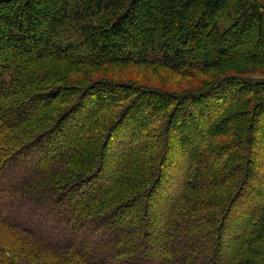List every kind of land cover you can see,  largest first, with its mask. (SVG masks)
I'll return each mask as SVG.
<instances>
[{"label": "trees", "instance_id": "16d2710c", "mask_svg": "<svg viewBox=\"0 0 264 264\" xmlns=\"http://www.w3.org/2000/svg\"><path fill=\"white\" fill-rule=\"evenodd\" d=\"M255 74L264 0H0V264H264Z\"/></svg>", "mask_w": 264, "mask_h": 264}, {"label": "rangeland", "instance_id": "374dc122", "mask_svg": "<svg viewBox=\"0 0 264 264\" xmlns=\"http://www.w3.org/2000/svg\"><path fill=\"white\" fill-rule=\"evenodd\" d=\"M212 38V37H211ZM214 38H212L211 39V42L213 41L214 42ZM206 43H209V42H206ZM210 45V44H209ZM242 46L244 47V57H247V58H249V56L250 55H255V54H260L259 52H258V45L256 44V42H255V40H251V39H247V38H244V41H243V44H242ZM241 47V46H240ZM235 48H238V47H235ZM230 49H234V46H230ZM9 53L10 54H12V51L10 50L9 51ZM199 54H207V55H213V51H212V49L210 50V49H206L205 48V46H203V48L200 50V52H199ZM198 54V55H199ZM221 61L223 62V64L222 65H226V64H224V63H227V62H229V61H227V60H222L221 59ZM233 61V60H232ZM228 64V63H227ZM256 76H261V77H264V74H255ZM57 95H58V93H57ZM146 98V97H145ZM182 106H184L185 107V105H182ZM187 107H189V104H187ZM65 108L63 107V110H64ZM147 110V108L145 107V109L144 108H142V112H145V111ZM141 115H143V114H141ZM181 116V115H180ZM182 119H181V123H184L182 126H183V128L184 127H186V129L187 128H189V124H191V125H193V121L192 120H189V118L188 117H186V116H184V117H181ZM260 120L258 121L259 123H261L262 125H264V117L262 116V117H260L259 118ZM138 122V121H137ZM136 122V123H137ZM180 122H178L179 124H180ZM189 123V124H188ZM186 124H188V125H186ZM134 125H135V123H134ZM59 129V127L56 129V131ZM27 131H31V129H29V128H27ZM3 133V132H2ZM20 133V135L22 134V131H20L19 132ZM186 133V132H185ZM12 134H13V132L11 131V132H9L8 134H4L3 133V135H4V138H2V139H0V140H2V141H4V142H6V144L7 145H10L11 143H15L17 140H15V138L12 136ZM6 135V136H5ZM114 135V134H113ZM61 137V134L59 133H55V137H53L52 139H53V142H52V144L53 145H58V144H60L61 143V141H62V138H60ZM51 138V136L50 135H47L46 133H44L43 135H42V139H43V141L45 142V144H46V142H48V140ZM261 138H263V135L261 134ZM47 140V141H46ZM61 140V141H60ZM13 141V142H12ZM22 143H24L23 141H22ZM111 144V141L109 142V145ZM262 144V143H261ZM260 144V145H261ZM1 145V144H0ZM25 145H27V142L22 146V147H20L16 152V155H15V157L17 156V158H19L25 151L23 150V148H25L26 146ZM28 145H31V148L32 149H34V150H32L31 152H32V157H34V161L30 164V165H28V166H32L33 165V167L30 169V170H33V169H35L36 168V166L39 164V163H42V157L43 158H45L47 161H45L44 159H43V162H49L48 161V159H47V157L48 156H50V155H46L45 153H43L42 151H36L35 150V145H44V144H40L38 141H32V143L31 144H28ZM49 145H51L50 143H49ZM119 151H121V150H119ZM36 152V153H35ZM116 152H118V151H116ZM39 161H41V162H39ZM37 162H39V163H37ZM21 170H18V175H14V177H16V178H18V179H20L21 178ZM38 173H41V172H39L38 171ZM42 174V173H41ZM8 208V207H7ZM70 208V209H69ZM63 210L64 209H69L68 210V214L67 215H64L65 213H64V211H61V212H59V214H63L66 218H68L69 217V214L71 213V211L73 212V208H72V206H68V205H65L63 208H62ZM96 233H98V232H96ZM60 241V240H59ZM82 242H83V240H81ZM82 242H80V244L82 243Z\"/></svg>", "mask_w": 264, "mask_h": 264}]
</instances>
